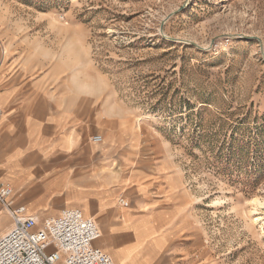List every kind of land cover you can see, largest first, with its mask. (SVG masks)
Instances as JSON below:
<instances>
[{"label":"rangeland","instance_id":"obj_1","mask_svg":"<svg viewBox=\"0 0 264 264\" xmlns=\"http://www.w3.org/2000/svg\"><path fill=\"white\" fill-rule=\"evenodd\" d=\"M0 68L167 164L177 264H264V0H0Z\"/></svg>","mask_w":264,"mask_h":264},{"label":"crops","instance_id":"obj_2","mask_svg":"<svg viewBox=\"0 0 264 264\" xmlns=\"http://www.w3.org/2000/svg\"><path fill=\"white\" fill-rule=\"evenodd\" d=\"M116 111L71 104L43 79L0 68V182L13 187L14 205L40 222L81 210L101 230L96 246L116 264H177L169 248L178 180L163 161L155 172H128L140 160L139 142L129 129H114ZM96 136L103 142L94 143ZM13 227L0 204V236Z\"/></svg>","mask_w":264,"mask_h":264},{"label":"built area","instance_id":"obj_3","mask_svg":"<svg viewBox=\"0 0 264 264\" xmlns=\"http://www.w3.org/2000/svg\"><path fill=\"white\" fill-rule=\"evenodd\" d=\"M94 143H102L96 136ZM14 190L0 182V204L10 213L14 227L0 236V264H116L96 246L102 238L99 226L78 209H67L56 218L40 222L27 216L26 208L16 207ZM124 208L130 204L124 198Z\"/></svg>","mask_w":264,"mask_h":264}]
</instances>
